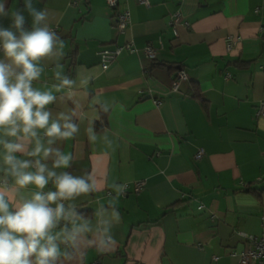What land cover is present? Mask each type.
Masks as SVG:
<instances>
[{
	"label": "crops",
	"instance_id": "obj_1",
	"mask_svg": "<svg viewBox=\"0 0 264 264\" xmlns=\"http://www.w3.org/2000/svg\"><path fill=\"white\" fill-rule=\"evenodd\" d=\"M148 1L113 7L108 0H32L63 41L59 56L43 59L41 81L57 83V63L76 81L71 98L64 89L47 106L53 116L76 108L79 132L58 142L74 155L64 171L89 172L97 181L96 191L74 203L95 223L98 207L108 208L114 195L110 185H127L116 204L115 244L84 243L58 264H242V233L264 237V116L257 115L264 103V0ZM12 7L31 30L24 0H7ZM124 10L131 22L123 33ZM11 23L0 17V25ZM117 48L118 58L104 68L101 50ZM180 70L187 79L175 90ZM88 129L107 133L112 147L91 142ZM138 182L145 183L141 192Z\"/></svg>",
	"mask_w": 264,
	"mask_h": 264
},
{
	"label": "clouds",
	"instance_id": "obj_2",
	"mask_svg": "<svg viewBox=\"0 0 264 264\" xmlns=\"http://www.w3.org/2000/svg\"><path fill=\"white\" fill-rule=\"evenodd\" d=\"M6 3L0 0V17L12 21L7 28L0 25V48L5 57L0 59V264H58L69 249L84 243L115 244L112 230L120 220L116 204L127 185H110L114 195L108 208L98 207L95 223L74 203L97 190L96 177L89 172L73 175L64 171L74 155L58 142L73 139L79 132L76 108L53 116L47 106L64 89L71 98L76 81L59 63L54 72L57 83L49 87L47 81H41L43 59L59 56L63 41L49 27L46 9L24 0L32 18V29L26 30L22 11L6 9ZM34 81L43 87L34 86ZM101 106L104 111L110 107L107 103ZM88 134L93 143L99 140L107 148L113 145L107 133L98 136L88 129Z\"/></svg>",
	"mask_w": 264,
	"mask_h": 264
},
{
	"label": "built area",
	"instance_id": "obj_3",
	"mask_svg": "<svg viewBox=\"0 0 264 264\" xmlns=\"http://www.w3.org/2000/svg\"><path fill=\"white\" fill-rule=\"evenodd\" d=\"M108 2L113 6L116 7L118 5V0H108ZM142 4L149 5L148 0H140ZM180 16L176 18L175 22L180 21ZM131 22V12L130 10H124L118 13V28L121 32H126ZM235 40L233 38L228 39V48L232 49L235 45ZM127 48L131 52H135L137 49L133 47V45H127ZM146 53L150 57L156 56V51H154L151 47L145 48ZM121 52V48L117 49H103L101 50V57H102V66L104 68H108V66L114 62ZM187 79V74L185 71L180 70L178 71L175 80H174V89L178 90L180 84L183 80ZM257 115L264 116V103L257 109ZM205 155L204 149H200L199 152L196 154L197 159H202ZM145 186L144 182H138L135 185L136 192H141L143 187ZM124 194H127V187ZM247 239V249L243 251L240 255V262L242 264H264V237H257L253 235L243 234ZM236 255V253H235Z\"/></svg>",
	"mask_w": 264,
	"mask_h": 264
},
{
	"label": "trees",
	"instance_id": "obj_4",
	"mask_svg": "<svg viewBox=\"0 0 264 264\" xmlns=\"http://www.w3.org/2000/svg\"><path fill=\"white\" fill-rule=\"evenodd\" d=\"M101 127L99 126V129H100Z\"/></svg>",
	"mask_w": 264,
	"mask_h": 264
}]
</instances>
